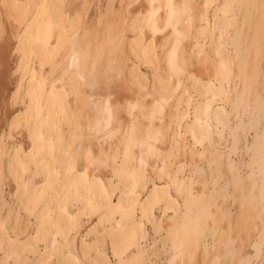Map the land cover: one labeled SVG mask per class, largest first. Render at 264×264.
I'll use <instances>...</instances> for the list:
<instances>
[{
  "label": "bare ground",
  "instance_id": "bare-ground-1",
  "mask_svg": "<svg viewBox=\"0 0 264 264\" xmlns=\"http://www.w3.org/2000/svg\"><path fill=\"white\" fill-rule=\"evenodd\" d=\"M76 1H80L79 3H81L83 0H67V2H66V0H24L21 3L20 2L15 3V1H13V0H5V2H7V4H6L7 5L6 8L8 9L7 11L11 16H13L15 18V22H17V24H18L17 28L23 29V32L20 36V40H18L19 43L17 45V49L21 52L20 55H21L22 61H21V64L20 63L19 64H20V68L23 69V74H22V79L20 81L21 82L20 86L24 87L25 96H27V98H28V104H27V109H26L27 111H25V113H23L21 115L18 114V116L15 117V118H17V119H15V121L17 123L18 122L20 123L21 121H23L22 122V123H24L23 125L27 124L30 126V129H28L29 135L27 133V135L29 136L28 138L30 140V143H29L30 145L28 146V147H30V150L29 151L25 150V151H23V154H22V153H20V150H22V148L18 147L19 149L16 150L14 152V154L11 155L12 156L11 158L14 161H16V163L13 161L12 163H14V164L11 163V166L14 165L15 171L17 172V173L13 172V173H16V175H15L16 176V178H15L16 185L15 186L16 187H15V193L12 192L13 201H11V203H14L15 205H12L10 203L13 206V209H11L12 206L10 205L9 207H11L10 208L11 210L9 211V215L7 217V220H5L2 224H0L1 225L0 226V245H2L5 248L6 254H15L16 255L19 253H23L21 251H23V250L25 251V249L32 250L33 252L34 251H36V252L40 251V250H38L39 247L37 244H38V241L40 242V240H42V241L46 242L45 243L46 248H45V251L43 252L42 257H40V260H38V261H40L41 264H46L47 258L51 257L54 254H58V253H59V255L63 254L59 260L60 264H80V261H78V259H79L78 256L73 253V251H76V250L72 249L74 247H72L73 243L70 240L71 238L69 239L70 232L74 228L73 226L77 220V215H73V212H72V204L74 201L75 202L79 201V202L83 203L84 209H88L90 211H92V210L97 211V210L104 209L105 214L104 215L102 214L103 215L102 219L105 222L107 221V222L111 223V226L110 227L108 226L106 230L108 231L109 241L111 243L110 245L112 247L111 249H112L113 255L119 261L118 264H125V263L127 264V262H129V261H130V263H128V264H147L146 260H145L144 252H143V245H141V239L144 238V235L141 234V229H142V225L143 226L145 225L142 223H144L145 218H146V220H153V208H154L153 203H154V201L158 200V198L162 197V194L164 195L165 192H168L169 187L167 184L166 185H164V184L158 185V184L154 183L153 187L150 189V191H148V193L146 194V197L143 199L141 196L146 191V186L148 184V183H146V180L144 179L145 177H140V176H138L140 178L137 177V174H139V170H140L139 167H138V171H137V169H135L138 172L137 173L136 171H133L134 169H132L130 171L128 168V170H127L125 165H126L127 161H129L133 158L135 159V157L137 155H138L137 158H139L141 155H142L141 157L143 158V155H144L141 152H139V153H141L140 156L138 154V151L140 148L139 147L140 141L137 138H139V136H138L139 132H140L139 128H141V127H140V125H139V127L136 125L139 129V130H137L138 135H136V133L134 134L135 124L140 123V122H138V120H141V119L146 118L145 121H147V119L152 117V115L154 114V112L156 110H158V112L160 113V111L162 110V106L165 105V99L164 98H166L165 96H167V95L163 96V91L157 90L156 93L154 92V96H156V97H154V99L156 98L155 100H157V102H158V99H160L159 101H161V105L155 106L157 102L155 103L152 100L154 102V105L152 104V106L157 108L154 112H153L154 109H150L152 107L151 106L149 108V110L151 112L148 113L149 112L147 110L148 107L142 102L143 100L140 101L138 99L139 100L138 101L137 98H135L137 100L136 102H133V100H132V103H130L131 102V100H130V102H129L130 104L127 105L128 113H129V115H131L133 117V119H129V118L128 119L130 121L131 120H133V121H131V123H128L127 127H125V129L123 130L121 138L118 140L119 141L118 148L115 146L117 148V150L114 151L115 152L114 155H115V157L120 158V162H118L116 160L114 155H113V157H111V158H114L112 170L115 172V174L117 176H119V178L121 179V183L123 184L121 187V194L118 197V202L115 203L111 199V197H112V194L115 192V190L118 189V187L116 185H112L110 188H107L105 186V184L103 183L104 181H102L100 179L101 177L99 178V174H98V173L102 172V168H104V167H102L103 162L106 164L105 160L103 159V157L106 154L103 155V157H101L102 156L101 153H98V155L100 154V157L99 156L95 157V148L99 143L101 145H103L102 143H104V142L106 143L109 140L111 141V139L112 140L115 139V136L120 135V134H118V131L114 126V123L116 125L115 121L117 120V115H116L117 113H115L116 110L114 109L115 107L113 105L114 104V102H113L114 101V95L111 93L110 94L107 93V95L103 94L104 98L101 99V98H96V96H98V93H97V95L93 96L94 98L89 97L90 101L86 104H82L81 102H79V99L77 97H75L76 101H77L76 104L74 103L75 105L71 101L72 98H70L72 91L77 92L80 89L79 88V86H80L79 82L83 83V84H88V86L92 90V93L94 94V91L96 90V88L99 85V82H101V80H102V82L104 81L105 83L108 82V79H107L108 75L103 74L104 76L103 77L100 76V77H102V79L100 80V78L98 76L99 72H97V75L95 73H94L95 75L93 74V72H95L94 70H96L94 68V66L90 69L91 70L90 72L88 69H87L88 71L86 72V68H89L88 67L89 65L87 64L88 66H86L85 65L86 63L84 64V60H81V62H78V61H80L78 59H81L85 53L84 54L82 53L83 54L82 56L79 55L78 54L79 52L75 51L77 49V47L73 53L69 54V61H67L68 63L66 65H64L66 67L59 68L57 71H55L53 76L50 75V78L48 80H47L48 77L47 78L45 77L46 78V80H45L44 78L42 79L41 77L37 76L36 75L38 73L37 71H36V74L32 73L30 76L28 75V70L34 69V67L31 68L34 65L32 64V66H31V64H30V62H32L33 59H35V58L38 59L36 61H39L41 64L50 63L53 65L56 63L57 58H59V60L61 59V57H58L59 55L62 54V56H63L64 51H62V50L70 49L71 39L69 37V34H70V27L72 26V21H74V19H72V17H71L72 15L70 16L69 14L66 13V10L67 9L70 10L69 6L72 7V3L73 2L75 3ZM163 1H165V0H148L147 2L142 0L141 2L146 9L145 14H143V16H141V17H143V19L142 20L139 18L135 19L133 21V22H137V24L136 23L134 24V25H136L135 27H133V25L131 24L132 25L131 29L132 28L138 29L136 32H138V34H139V36H138L139 38L137 37L138 38L137 43L132 42V45L134 44V46L132 47L133 50H134V48L137 49V48L141 47V45L143 44L142 41L144 39L143 38L144 35L149 34V36L152 37V39H150L151 42L148 43L149 49L147 46L144 47L142 50L140 48V50L142 51L141 54L143 55L142 58L144 57V60L148 54L152 55V57L149 56V58H152L151 60H153V61L156 60L157 53H159V52H156L158 50H156L154 47V41L155 40L153 38H155V36L159 32H161V33L165 32L167 29V27H166L167 22H165V18L162 16L164 18L163 19V18H160V16H158L159 15L158 11H160V10H157V9L158 8L160 9L161 7H158L156 9L153 6L154 3H157V2L162 3ZM231 2H232V0H223L221 6H219L217 8L216 13H217V11H220L222 9H224L223 12L226 10L229 11ZM90 4H91V1H90ZM183 4H184V2H183ZM239 4H240V12L238 15L230 16L229 14H227V15L223 14L225 16L222 17L223 18V24H222L223 29L222 30H225L224 32H226L225 35H226L227 42L229 43V45L230 44H231V46L234 45V49H235V50H233L234 51V57L229 58L230 55L228 54V57H226V62H224L225 64L222 62L221 63L222 66L220 68V69H222L223 67H225V70L223 68L222 69L223 71L218 72L220 74V77H218L219 79L218 80L216 79L218 82V85L209 81V83L206 85V88H207L206 90L211 92L213 100L215 98L217 99L218 98L217 96H220L219 97V98H221L220 100H223L222 105L219 107L217 106L213 111V114L215 117L214 119L219 123V125H222L224 127L225 126L229 127L230 112H228L227 106L230 105L233 107L232 110H233V113L235 115V118H237L240 121L238 123L237 127L241 128L243 130L244 135H247L246 137L244 136L245 137V142H244L245 143L244 144L245 150L244 151L246 153L245 156L247 155L248 159L246 156V160H244L245 157L243 155V157H241L243 159L239 163L237 161H236L237 163L232 162V161L228 162L229 169L232 173L230 174L229 178H227V176H226L227 179L225 181V185L223 188V189H225V191L215 189L214 191L211 192L212 194L210 195V199H212V200L214 199V202L218 201L216 199H219L218 197L221 198V196L223 197V195H224V198H226L225 197V195H226L227 197L231 198L239 206V207L237 206L238 207L237 209L240 208L239 209L240 212L238 213L237 209L235 211H234V209H229L227 212L226 211L222 212L219 209V207L216 206V208H218L221 212L218 211V213L215 214L213 212L212 208L215 207L217 202L215 203V205H213V204H210V203H212V201L208 200V202L209 201H211V202H209V204H207L208 203L207 201L203 202L201 199L200 203H198V202H195V200L197 201L198 197H195L197 199H195L194 203L191 204L192 201H190L189 199H186L185 203L187 205V210L183 213V215L181 216V220H180V231L184 230V234L182 233L183 235L180 234V236H179L175 233V236L176 237L179 236V238H180V240L178 238V241H180V244H177V248H180L179 249L180 252L178 250V252H176L171 257V259H169V261L167 262L168 264H184L181 259H180V262H179V260H177V259H179V257L181 258V256H179V255H180V253L183 252V249H185V251H186V249L188 250L189 256L187 255L188 256L187 259H189V260L187 261V263L190 264L189 261L191 262V260L193 259L194 253L197 252V250L199 249L200 246H203L206 252H208L209 250H211L214 247V245L213 246H212V244L210 245L209 239H208L209 237H210V239L212 238L213 243H216L217 241H219L222 244V242H224L225 239L227 240L228 236H229L228 235L229 233H228L227 229H225L226 227H224V225L226 223L230 224V226H229L230 232H232L234 229V227L232 225V223L234 224V222H231V223L226 222L228 219L226 218L227 220H225V217H226V216L224 217L225 213H227L229 215V217L234 216L236 218V216H237V218H238L241 216L242 219L240 217L239 218V219H241L240 221L243 220L244 222L249 223V222H252V221H249L251 217H253V219H254L255 212L253 211V208H254L253 206L259 205L260 201L264 200V91L263 90L260 91L261 90L260 88H259V91L257 90L256 85H258V86H260V85L258 83L256 84L255 80H254L256 78V81H257L258 77H256V75L259 76V78L260 77L262 78V76L264 75V74L263 75L261 74L262 76L259 75L261 72L264 73V70L262 68L258 69L257 66L255 65V63H257V61L258 62L260 61V59H261V62L258 64L260 65L261 63H264V62H262V61H264V0H241L239 2ZM77 5H78V3H77ZM158 5H161V4H158ZM178 5H180V4H178ZM89 6H87V10H88ZM173 6H174V4H173ZM1 8H0V17L2 15L1 14ZM112 9L114 10V8H112ZM87 10H86V12H87ZM77 11H79V10H77ZM187 11H188V8H187ZM79 12H81V11H79ZM112 13H114V12H112ZM163 13H165V12L163 11ZM70 14H74V13L70 12ZM99 14H101V13L99 12ZM179 14H181V13H179ZM121 15H123V14H121ZM140 15H141V13H140ZM77 16H78V14H77ZM82 16L84 17V15H82ZM103 16H104V14H103ZM83 17H82V19H83ZM75 19H76V17H75ZM174 19H176V15L174 16ZM214 19H216V18H214ZM78 20H79V16H78ZM78 20H77V23H78ZM100 20H101V16H100ZM103 20H102V22H103ZM168 21H169V19H168ZM81 22H82V20H81ZM95 23H97V22H95ZM6 24H7V21H6ZM80 24H82V23H80ZM172 24L174 25V23H172ZM3 25H4V22H3ZM82 25H84V24H82ZM170 25L171 24H169L167 26H170ZM10 26H12V25H10ZM98 26L100 27V25H98ZM208 26L209 25L207 23V25L204 26L202 29L200 28L201 29L200 36H203L204 33L205 34L209 33ZM14 28H12V29L14 30ZM74 28H76L75 25H74ZM230 28L234 29L233 35L229 34ZM172 29H174L173 26H172ZM175 29L170 31L171 39L164 42L165 44H163V46H162L164 48L163 49L164 56H162V54H163V53H161L162 50L159 54V55H161V58L164 57V62L166 64V68H167L166 69L167 70L166 71V78H165L166 81H164V82L162 80H160V81L163 85L169 84V86H171L170 84L172 82H174L175 80L177 81V78L180 79L182 77V74L185 71L187 72V70H186V66H187L186 62L187 61H186V56H185V46L187 43L185 38H187V37H185L184 34L180 30H175ZM245 29H247V31L249 30V34L248 35L246 34L247 35L246 37L244 36V38H246V40H247L246 41L247 43L244 42V43H246L247 47L243 48L242 44L240 42V37H241V35H243V32L245 31ZM4 30L5 29L2 27L0 29V32H1L0 34H2L4 32ZM184 31H185V29H184ZM7 32H8V30H7ZM75 32H77V31H75ZM75 32H73V33H75ZM133 32H134V30H133ZM110 33L112 35V31H109V34ZM9 34H11V33H9ZM166 36H167V34H166ZM78 37H80V36H78ZM89 42H92V41H89ZM75 43H76V41H75ZM158 45L161 46L162 44H158ZM229 45H227V46H229ZM222 46H224V45L220 41L216 46V48H217L216 50H218L217 51L218 53H216V54H218V56H220V59H221V57H223ZM112 47H114V46H112ZM196 47H197V55L199 56L200 54H202V52H204L205 44H202L199 41L196 43ZM108 48H110V47L108 46ZM108 48H106V49H108ZM104 49H105V47H104ZM158 49H160V48H158ZM121 50H122V48H121ZM61 51L63 53H61ZM101 51H100V53H101ZM88 52H90V50ZM114 53H116V52L114 51L112 54H114ZM133 53H134V51H133ZM135 53H138V52H135ZM66 54L67 53H65L64 55H66ZM141 54H140V59H141ZM135 55L136 54H134V56ZM101 56H103V55L101 54L99 57H101ZM138 57H139V55H138ZM85 59H88V58H85ZM15 60H17V58ZM159 60H160V58H159ZM18 61H20V60H18ZM62 61H64V60H62ZM62 61H61V63H62ZM236 61L238 62V73L235 76L230 75L231 74V65L234 62L236 63ZM88 62L89 61H87V63ZM57 63H58V61H57ZM107 63H109V61ZM34 64H36V63H34ZM118 64H116V62H115V65H118ZM134 64H136V63H134ZM111 65L113 66V63H111ZM139 65H140V63H139ZM158 65H159V63H158ZM38 66H39V64H38ZM121 66H118V67L121 68ZM135 66H137V65H135ZM42 67H44V66H42ZM53 67H54V65H53ZM57 67H58V65H57ZM105 67L107 70L108 66L106 65ZM115 67H117V66H115ZM123 67H125V66H123ZM39 68H41V67H39ZM39 68H38V70H39ZM110 68H112V67H110ZM130 68L132 69V67H130ZM248 68H250V74H249ZM51 69H52V67L49 70H51ZM115 69H118V68H115ZM70 70H73L74 74L72 76H69V78L67 77L68 79H66L65 74H66V72L68 73ZM126 70H128V69H126ZM34 71H35V69H34ZM41 71H42V69H41ZM53 71H54V68H53ZM53 71H52V73H53ZM134 71H135V69H134ZM19 72H21V71H19ZM45 72H47V71H45ZM127 72L129 73V71H127ZM257 72L259 74H257ZM216 73H217V71H216ZM132 74L129 73L128 75L130 76ZM136 74L138 75V76H136L137 78L142 79V76L139 75L140 72H139V74L138 73H136ZM86 75H87V77H86ZM117 75H118V73H117ZM133 75H135V73ZM136 77H133V78H136ZM231 77H234V80L235 79L239 80L236 84L234 83L235 85L231 89L232 93L229 92V89H228V85L230 86V83H231L230 81L233 80ZM116 79H117V81L120 80L119 76L118 77L116 76ZM260 82H261V80H260ZM262 83H264V79H263ZM145 84H147V83H145ZM82 86L84 87V85H82ZM165 86L167 87V85H165ZM263 86H264V84H263ZM263 86H262V88H263ZM145 87L147 88V86H145ZM178 87H179V85H177V88ZM160 89H161V86H160ZM203 89H204L203 91H206L205 88H203ZM20 91L18 90V92H20ZM84 92H83V94H84ZM86 92H88V91H86ZM144 92L142 95H144L146 93V92L145 93ZM147 94H148V92H147ZM207 94H209V93H207ZM252 94L254 96H256L255 104H254L255 106H252L253 104L250 101ZM139 96H140V94H139ZM85 98L88 99L87 96H85ZM166 99H168V98H166ZM83 100L86 102V99H83ZM121 100H124V99L121 98ZM169 102H170V100H169ZM117 103H119V102H116V104ZM122 103L124 104L125 102L123 101ZM118 110H119V108H118ZM146 111H148L147 114H145ZM250 111H251V121L245 122L244 117ZM162 112H163V110H162ZM119 113H120V110H119ZM156 113H157V111H156ZM121 115H120V117H121ZM157 117H159V116H156L155 119H157ZM118 118H119V116H118ZM197 120H199V119L197 118ZM197 120H195V121H197ZM119 121H120V118H119ZM155 121H157V120H155ZM127 122H129V121H127ZM196 123H195L194 127L191 126V128L193 127L192 128L193 138H194V140H196V143L202 144L205 141H208V140L211 141V136H212L211 134L213 133L211 130L212 129L211 125L210 124L205 125L204 123H203L204 124L203 125V124H200L199 121ZM125 124H126V122H125ZM19 127H21V126L19 125ZM118 127H120V126L118 125ZM229 129H231V128H229ZM64 131H67L66 134ZM137 131L135 130V132H137ZM251 131H254V135H253L254 141L251 145H249L250 143H249L248 134ZM220 133H223V132H220ZM141 135H142V133H141ZM149 136L152 137L151 133L149 134ZM220 136H222V135H220ZM0 143L3 144V141ZM106 144H104V145H106ZM107 145H109V142ZM111 145L109 146V149H110V147L112 148L113 145L112 146ZM5 149L0 144V177L4 176V170H5V168H4L5 165L3 164L4 154L7 153V151H5ZM99 149H100V152L102 150H103V152L105 151L104 149L101 150L100 146H99ZM143 149H145V147ZM119 150H120V152H119ZM106 151H109V150H106ZM97 152H99V151H97ZM119 153H121L122 155H120ZM108 155L110 156V154H108ZM158 157H159V155H158ZM219 157H220V154H219ZM107 158H109V157H107ZM111 158H109V159H111ZM142 158H140V159H142ZM109 163H110V160H109ZM109 163H108V165L110 166ZM142 163H143V161L139 160L138 166L141 167ZM30 165L31 166L33 165L34 168L32 169ZM106 166H107V164H106ZM218 166L220 167V163H218ZM29 167L32 169V172H33L32 176L30 178L31 179L30 183L25 182L23 179H21V178H23V172L27 171L29 169ZM136 167H137V165H136ZM219 167H217V168H219ZM108 168L106 167V169H108ZM18 169H23V170H18ZM94 171L98 172L97 173L98 175L96 173H93ZM113 171H112V173H114ZM217 172H219V170ZM140 173H141V171H140ZM39 174H41L43 179H44V182L42 181L43 182L42 184L39 182H36V180H37L36 176ZM34 178H36L35 181H34ZM168 184H170V183H168ZM62 193L65 195L64 197H66L68 199L67 203L65 202V200H66L65 198H64V202H62L65 206L64 208L59 205V200L61 197L60 195ZM222 193H223V195H222ZM204 194H206V193H204ZM203 198H204V196H203ZM226 199L224 200L226 203L225 202L224 203L227 205L228 202ZM42 200L45 201V202H43L44 204L42 206L38 207L40 201L42 202ZM61 200L63 201V199H61ZM172 202H173V200H171V202L169 200V203H168V205H166V207L170 208L173 205ZM65 203H66V205H65ZM197 203H198V205H197ZM17 206L22 207L23 209L27 210L29 214L31 213L36 217V218L34 217L36 219V222H34V226H33L34 234L31 233L24 241L19 239V238L14 239L10 236V232H11V234H13L12 232H15V230L17 229L15 227H12V224L10 225V223L13 220V215L15 213H16L15 214L16 216H14V218H18L17 213L19 212V210H17ZM173 206H175V205H173ZM137 207L140 209V212H141V217H140L141 222L139 224H137L138 226L136 225V227H134L136 229L131 230L129 232H124V230L118 229L117 227H118L120 222L117 219H115V216L117 215V213H119L123 210L124 212H126L128 214L126 217H128V219L130 220L131 218L133 219V217L131 215L132 214L135 215L134 210ZM18 209H20V208H18ZM256 209L257 208H255V211L258 210V209L257 210ZM252 211L254 212V214ZM215 212H217V211H215ZM257 213L259 215V214H261V211L257 212ZM20 216H21V214L19 213V217ZM235 218H234V221H235ZM256 218L259 219L260 217H256ZM239 219H238V221H239ZM19 220H21V219H19ZM15 222H16V219H15ZM113 222H115V223H113ZM253 223H255V222H253ZM236 224L237 223L235 222V225ZM256 225H257V227H254V229L258 228L259 224H255V226ZM244 226H245V224L242 226V229H240V227H239V229L241 231H244ZM235 227L238 228L237 226H235ZM260 228L264 229V227H260ZM10 229H11V231H10ZM246 229H247V226H246ZM235 231H237V229L234 230V232ZM16 232H18V230ZM20 232L18 233V235L20 234ZM238 232L240 235V236H238L239 239L241 238V240H244L242 237L243 234L242 233L240 234V231H238ZM238 232L236 234H238ZM263 232H264V230H263ZM260 233L261 234L258 233L259 236L263 235V238H264V234L262 232H260ZM197 234L201 235L203 240L199 239ZM58 236H59V238L61 237L60 241H59V239H57ZM173 236H174V234H173ZM175 236L173 239L176 238ZM232 239H233V242L235 243V241H234L235 238H232ZM260 239H261V237L258 238V240H256V242L254 241L255 243H253L254 245H252L253 248H255V250H256L255 255H242V256H240L239 259H237V257H239V255H240L239 246L235 245L232 249L229 248L230 251L227 249L229 251L228 257L230 258L231 264H247L252 258L257 260V264H264V255L262 254V249H260L261 248L260 245H262L260 242ZM169 240H171V239H169ZM169 240H167V241H169ZM227 242L228 241H226V243ZM233 242H232V244H233ZM132 245L136 246V250L133 251L131 254L129 253L126 255L125 254L127 252L126 249ZM228 245H229V243H228ZM229 246H231V244ZM188 247H189V249H188ZM90 248H92V247H90ZM90 248H89L87 243L82 242L81 249L84 253H86L83 255V257L86 256L90 252ZM225 249H226V244H225ZM40 253H42V252H40ZM125 255H126V257H125ZM38 256H39V254H38ZM92 256H90V257H92ZM225 256H226V254H225ZM90 257L88 258V260H92V258H90ZM93 259H94L93 260L94 264H111L110 261L108 260L109 259L108 256H106V254H104L103 252H100V251H97V253ZM126 260H128V261H126ZM183 260H185V259H183ZM38 261H37V263H38Z\"/></svg>",
  "mask_w": 264,
  "mask_h": 264
},
{
  "label": "rangeland",
  "instance_id": "rangeland-1",
  "mask_svg": "<svg viewBox=\"0 0 264 264\" xmlns=\"http://www.w3.org/2000/svg\"><path fill=\"white\" fill-rule=\"evenodd\" d=\"M13 1H15V3L16 2L21 3L24 0H13ZM90 1H91V4H90ZM141 1L142 0H86V1L83 0L81 3H79L80 1H76L78 3V5L76 2L75 3L73 2L72 7L69 6L70 10H68V9L66 10V13L69 14L70 16L72 15L71 17H72V19H74V21H72V26L70 27V34H69V37L71 39L70 49H68V50L66 49L67 51L62 50V51H64V54L67 53L68 55L63 54V56H62L61 53H63V52L62 51H61V53L59 52L61 55H59L58 57H61V59L63 58L62 60H64V61H62L61 59L59 60V58H57L56 63L53 64L54 67L50 63L41 64L39 61H36L38 59L35 58V59H33L34 61L32 60V62H30L31 66H32V64L34 65V66H32V67L30 66V67L31 68L34 67L35 71H34V69L33 70L29 69L28 75L30 76L32 73L36 74V71H37L38 72L36 74L37 76L41 77L42 79L44 78L45 80L48 77L47 78V80H48L50 78V75L53 76L55 71H57L59 68L66 67L64 65H66L68 63L67 61H69V54L73 53L74 50L76 49V47L78 50L76 49L75 51L79 52L78 53L79 55L82 56L85 53L82 56V58L83 57L84 58L78 59L80 61H78V60L77 61L81 62V60H84V64L86 63L85 64L86 66L89 65L88 66L89 68H86V72L88 70L90 72L91 71L90 69L94 66V68L96 70H94L95 72H93V74L95 73L97 75V72H99L98 76H99L100 80L104 76L103 74L108 75L107 76V79H108L107 83H105L104 81L102 82V80H101V82H99V85L101 84L104 88L101 85L100 86L98 85L96 90L94 91V94H93L92 90L88 86V84H83V83L79 82V85H80L79 88L81 90L79 89L80 91L78 90L77 92L72 91L70 98H72L71 101L73 104L77 103L75 97H77L79 99V102H81L82 104H86L90 101L89 97L94 98L93 96L97 95V93H98V96H96V98H101V99L104 98V95H107V93H109V94L111 93L114 95V101H113L114 104L113 105L115 107L114 109L117 111V112L115 111V113H117L116 115H117V120H118V121L117 120L115 121L116 125L114 123V126L117 129L118 134H120V135H117L118 137L115 136V139H113V140L111 139V141L110 140L107 141L106 143L108 144V142H109V145H107L104 142V143H102L103 145H101L99 143L96 146L95 157H98V156L100 157V154L98 155V153H101V155H102L101 157H103V155L106 154L104 156L105 158L103 157V159L105 160L107 166L103 162L102 167H104V168H102V172L98 173V172L94 171L93 173L99 174V178L101 177L100 179L102 181H104L103 183L105 184V186L107 188H110L112 185H116L118 187V189L115 190V192L112 194V197H111V199L115 203L118 202V197L121 194V187L123 184L121 183V179L119 178V176H117L115 174V172L112 170L114 158H111V157H113V155L115 153L114 151H116L118 148V143H119L118 140L121 138L123 130L125 129V127H127L128 123H131V121H133V120H131V121L129 120V119H133V117L131 115H129L127 105L132 103V100H133V102H136L138 99L140 101L143 100L142 102L148 107L147 110L149 112L146 111V113H145V114H147V112L148 113L151 112L149 110V108L152 106V104L154 105V102L155 103L157 102V100H155L156 98L154 99V97H156V96H154V92L156 93L157 90L163 91V96L167 95L165 97L168 99L164 98L165 99V105L162 106L163 112L161 110L159 113L158 110H156L157 108L152 106L153 108L151 107L150 109H154L153 112L155 110L157 111V113L155 111L154 114L152 115V117L153 116L154 117L147 119V121H145L146 118L141 119L142 118L141 117L140 118L141 120H138V122H140V123L135 124V126H134L135 130L137 131L140 129L139 135H138V131L135 132V130H134V134L136 133V135L139 136V138H137V139H139V141H140V146H139L140 148H139L138 154H139V156L141 153L144 155H143V158L141 157L142 155L139 158H137V156H138L137 155L135 157V159L133 158V159L127 161L125 166H126L127 170L129 168L130 171L132 169H134L133 171H136L135 169H137V171H138V167H139V169H140L139 174H137L138 172L136 171L137 177L138 176L145 177L144 179L146 180V183H148V184L146 186V191L141 196L143 199L146 197V194L148 193V191H150V189L153 187L154 183H156L158 185H163V184L166 185L167 184L169 187L168 192H165L164 195L162 194V197L158 198V200L154 201V203H153L154 204L153 220H146V218H145L144 223H142L145 225L144 226L142 225V229H141V234L144 235V238L141 239V245H143V252H144L146 263L147 264H168L167 262L169 261V259H171V257L176 252H178V250L180 249V248H177V244H180V241H178L180 234H182V233L184 234V230L180 231V220H181V216L183 215V213L187 210V205L185 203L186 199H189L190 201H192L191 204L194 203L195 199H197L195 197H198L199 200L198 199H197V201L195 200V202H198V203H200L201 199L203 202H206V201L208 202V200H211L212 203H210V204H213V205H215V203L217 202L215 207L212 208L213 212L215 214L218 213V211H220V210L222 212H224V211L227 212L229 209H234V211H235L239 207L231 198L227 197L226 195H225V197L227 199L224 198V195H223L224 192L222 193L223 197L221 196L222 199L220 197H218L219 199H216L218 201H215V202H214V199L213 200L210 199V195L212 194L211 192L214 191L215 189L225 191V189H223L224 185H225V181L227 178L230 177V174L232 173L229 169L228 162H230V161L236 162L237 161L239 163L243 159V158H241V157H243V155L245 157L244 160H246L247 155L245 156L246 153L244 151L245 150V148H244L245 143L244 142H245V137L247 135H244L243 130L241 128L237 127V125L240 121L237 118H235V115H234L233 110H232L233 107L230 105L227 106L228 107L227 110H228V112H230L229 127L228 126L224 127L222 125H219V123L214 119L215 117H214L213 111L217 106L219 107L222 105L223 100H220L221 99V98H219L220 96H217L218 98L217 99L215 98L216 100L215 99L213 100L211 92L206 90L207 89L206 85L209 83V81L218 85L217 80L219 79L218 77H220V74L218 72L223 71L222 70L223 68L225 70V67L220 69L222 66L221 63L226 62V57H228V54L230 55L229 58L234 57V51H233V50H235L234 45H232V46H231V44L229 45V43L227 42L226 35H225L226 32H224L225 30H222L223 29L222 28L223 27L222 26V24H223V18L222 17H224L227 14H229L230 16L238 15L240 12L239 2L241 0L240 1L239 0H237V1L232 0L233 3L231 2V5H230L231 9L229 8V11L226 10L223 12L224 9H222L220 11H217V13H216V10L219 6H221L223 0H165L162 3H160V2L154 3L153 6L156 9L158 7H161L160 9L159 8L157 9V10L161 11V12L158 11L159 12L158 16H160V18L164 17L165 22H167L166 23V27H167L166 31L162 32V33L159 32L155 36V38H153L155 40L154 41V47L156 50H158L156 52H159V53H157V57L155 60L156 62L151 60L152 58H149V56L152 57V55H150V54L147 55L148 57L146 56L145 60H144V57L142 58L143 55L141 54L142 53L141 50L146 46L149 49L148 43H150L151 42L150 39H152V37L149 36V34L144 35V37H143L144 39L142 41L143 44L140 47L141 50H140V48H137V49L134 48V50L132 48L134 46V44L132 45V42L137 43V40L139 38L138 37L139 34H138V32H136L138 29H134V28L131 29V26L133 25V27H135L136 25H134V24L135 23L137 24V22H133V21L137 18L142 20L143 17H141V16H143V14H145V11H146V9L143 6ZM144 1L147 2L148 0H144ZM66 2H67V0H66ZM183 2H184V4H183ZM6 4H7V2H5V0H0V5H1L0 8L2 7L1 8V14L2 15L0 17V29L2 27L5 29L4 32L2 34H0V36H1L0 37V142L3 141V144L2 143H0V144H1V146H3L4 149L7 147L5 149V151H7V153L4 154V162H3V164L5 165L4 166V168H5L4 176L0 177V224H2L5 220H7V217L9 215V211L11 209H13L12 205H15L14 203H11V201H13L12 192L15 193V187H16L15 186L16 185V182H15L16 176L15 175L17 172L15 171L14 165L11 166V163L14 161L11 158L12 157L11 155L14 154V152L16 150H18L19 148H22V150H20V153H22V154H23V151H25V150L29 151L30 150V147H28L30 145L29 144L30 140L28 138L29 137L28 136L29 135L28 129H30V126L27 124L23 125L24 124V123H22L23 121H21L20 123L19 122L17 123L15 121V119H17L15 117H17L18 114L21 115V114L25 113V111H27L26 109H27V104H28V98H27V96H25L24 87L20 86L21 85L20 81L22 79L23 69L20 68V64L22 61L21 55H20L21 52L17 49V45L19 43L18 40H20V36L23 32V29L17 28L18 24H17V22H15V18L8 13V11H7L8 9L6 8L7 7ZM158 4H161V5H158ZM173 4H174V6H173ZM178 4H180V5H178ZM87 6H89L88 10H87ZM111 7L114 8V10L116 12ZM187 8H188V11H187ZM77 10H79L81 12H79ZM86 10H87V12H86ZM69 11L71 13H74V14H70ZM163 11L165 13H163ZM99 12L101 14H99ZM112 12H114V13H112ZM120 13L123 15H121ZM140 13H141V15H140ZM179 13H181V14H179ZM77 14L79 16V20H78ZM103 14H104V16H103ZM223 14H225V15H223ZM82 15H84L85 18ZM175 15H176V19H174ZM81 16L83 17V19ZM100 16H101V20H100ZM75 17H76V19H75ZM214 18H216V19H214ZM168 19H169V21H168ZM77 20H78V23H77ZM81 20H82V22H81ZM102 20H103V22H102ZM6 21H7V24H6ZM3 22H4V25H3ZM95 22H97V23H95ZM80 23H82L84 25H82ZM172 23H174V25ZM207 23L209 25L208 26L209 33H206V34L204 33L203 36H200L201 29L204 26H206ZM169 24H171V25L167 26ZM10 25H12V26H10ZM74 25L76 26V28H74ZM98 25H100V27ZM172 26L174 27V29L176 28L175 30H180L184 34V36L187 37V38H185L187 41L186 46H185V56H186V61H187L186 62L187 72L185 71L186 73L184 72L182 74V77L180 78L181 80L179 78H177V81L175 80L174 82H172L170 84L171 86H169V84H165V85H167V87H166L165 85H163L161 83L160 80H162L163 82L166 81L165 78H166V71H167L166 69L167 68H166V64L164 62V57L161 58V55H159V54L162 50L161 53H163L162 56H164V52H163L164 48L162 46H163V44H165L164 42L171 39L170 31L174 30V29H172ZM12 28H14V30ZM184 29H185V31H184ZM7 30H8V32H7ZM133 30H134V32H133ZM75 31H77V32H75ZM109 31H112V35H111V33L109 34ZM233 31H234V29L230 28L229 34L233 35L234 34ZM73 32H75V33H73ZM9 33H11V34H9ZM166 34H167V36H166ZM246 34L247 35L249 34V30L247 31V29H245V31L243 32V35H241V37H240V42H241L243 48L247 47L246 46L247 40H246V38H244V36L245 37L247 36ZM78 36H80V37H78ZM75 41H76V43H75ZM89 41H92V42H89ZM199 41L202 44H205V49H204V52H202V54H200L198 56L196 43ZM219 41L224 45V46H222L223 57H221V59H220V56H218V54H216V53H218L217 52L218 50H216L217 49L216 46L219 43ZM244 42H246V43H244ZM158 44H162V45L160 46ZM111 45L114 46L115 48L112 47ZM227 45H229L230 47ZM108 46L110 48H108ZM104 47H105V49H104ZM106 48H108V49H106ZM121 48H122V50H121ZM158 48H160V49H158ZM89 50H90V52H88ZM100 51H101V53H100ZM114 51L116 53L112 54ZM133 51H134V53H133ZM135 52H138V53H135ZM101 54L103 56L99 57ZM134 54H136V55L134 56ZM140 54H141L142 60L140 59ZM138 55H139V57H138ZM158 57L160 58V60ZM16 58H17V60H15ZM85 58H88V59H85ZM18 60H20V61H18ZM57 61H58V63H57ZM61 61H62V63H61ZM87 61H89V62L87 63ZM108 61H109V63H107ZM115 62H116V64H118V63L119 64L115 65ZM260 62H261V59L259 62L257 61V63H255V65L257 66L258 69L262 68L264 70V63H261L259 65L258 63H260ZM262 62H264V61H262ZM34 63H36V64H34ZM111 63H113V66L111 65ZM134 63H136V64H134ZM139 63H140V65H139ZM158 63H159V65H158ZM38 64H39V66H38ZM56 64L58 65V67ZM106 65L108 66L107 70L105 67ZM135 65H137V66H135ZM42 66H44V67H42ZM115 66H117V67H115ZM118 66H121V68ZM123 66H125V67H123ZM39 67H41V68H39ZM51 67H52V69L49 70ZM110 67H112V68H110ZM114 67L118 68V69H115ZM130 67H132V69ZM38 68H39V70H38ZM53 68H54V71H53ZM41 69H42V71H41ZM126 69H128V70H126ZM134 69H135V71H134ZM248 70H249V74H250V68H248ZM19 71H21V72H19ZM45 71H47V72H45ZM52 71H53V73H52ZM127 71H129V73H131V74L135 73V75L132 74L129 76L128 75L129 73ZM216 71H217V73H216ZM139 72H140V74H139ZM258 72H257V74L260 73V72L259 73ZM117 73H118V75H117ZM136 73L141 75L142 79L137 78L136 76H138V75ZM237 73H238V62L236 61V63L234 62L231 65V74L230 75L235 76ZM73 74H74L73 70H70L68 73L66 72V74H65L66 79H68L69 76H72ZM261 74L263 75L264 73L261 72L259 75L262 76ZM100 76H102V77H100ZM116 76L117 77L119 76L120 80L117 81ZM86 77H87V75H86ZM133 77H136V78H133ZM256 77H258V78H257V81H256V78L254 79L255 83L256 84L258 83L260 85V86L256 85L257 90L259 91V88H260L261 89L260 91H262V90L264 91V89H263L264 83H262L263 79H264V75L262 76L263 79L261 77L259 78V76H257V75H256ZM231 78L233 80L230 81L231 83H230V86L228 85V89H229V92L232 93L231 89L239 80H236V79L234 80V77H231ZM260 80H261V82H260ZM145 83H147V84H145ZM82 85H84V87ZM177 85H179L178 88H177ZM145 86H147V88ZM160 86H161V89H160ZM262 86H263V88H262ZM203 88H205L206 91H203L204 90ZM18 90L19 91L21 90V91L18 92ZM86 91H88V92H86ZM83 92H84V94H83ZM143 92L146 95L145 94L142 95ZM147 92L149 95L147 94ZM207 93H209V94H207ZM139 94L141 97L139 96ZM85 96H87L88 99L85 98ZM121 98L124 100H121ZM135 98H137V100ZM83 99H86V102ZM255 99H256V96H254L252 94L251 99H250V101L253 104L252 106H255L254 105ZM130 100H131V102H130ZM159 100L160 99H158V102L156 103L155 106L161 105V101H159ZM169 100H170V102H169ZM115 101L119 102L120 104L119 103L116 104ZM123 101L125 102L124 104L122 103ZM118 108L120 110V113H119ZM118 113L120 115L122 114L121 117ZM118 116L120 118V121H119ZM156 116H159V117H157V119H155ZM197 118L199 120H197ZM154 119L157 121H155ZM244 119H245L244 120L245 122L251 121V111L245 115ZM195 120H197V121H195ZM127 121H129V122H127ZM198 121L200 122V124L204 123L205 125H207V124L211 125V128H212L211 130L213 132L211 134L213 136V137L211 136V141L208 140V141H205L202 144H200V143H196V140H194L192 128L194 127L195 123ZM125 122H126V124H125ZM19 125L21 127H19ZM118 125L120 127H118ZM136 125L138 127L140 125L141 128L138 129V127ZM191 126H193V127L191 128ZM229 128H231V129H229ZM64 132L66 134L67 131H64ZM220 132H223V133H220ZM27 133H28V135H27ZM141 133H142V135H141ZM150 133H151L152 137L149 136ZM220 135H222V136H220ZM253 135H254V131H251L248 134L249 143H250L249 145H251L254 141ZM110 143L111 144L113 143L112 144L113 146ZM104 144H106V145H104ZM110 145L112 146V148L110 147V149H109ZM99 146H100L101 150L104 149L105 151L103 152V150H102L100 152ZM144 147H145V149H143ZM96 150L99 152H97ZM106 150H109L110 152L106 151ZM119 152H120V150H119ZM139 152H141V153H139ZM108 154H110V156ZM119 154L122 155L121 153H119ZM219 154H220V157H219ZM158 155H159V157H158ZM107 157L111 158L112 160L107 158ZM114 157H115V155H114ZM115 158L118 162H120V158H118V157H115ZM140 158H142V159H140ZM247 159H248V156H247ZM109 160H110V163H109ZM139 160L143 161L142 166H141L142 168L140 166H138ZM14 162L16 163V161H14ZM108 163L110 164V166L108 165ZM218 163H220V167L218 166ZM12 164H14V163H12ZM136 165H137V167H136ZM106 167L107 168L109 167V168L106 169ZM217 167H219V168H217ZM31 168L32 169L34 168L33 165L31 166ZM31 168L29 167V169L27 171L23 172V178H21V179H23L25 182L30 183V180H31L30 178L33 174ZM217 169L219 170V172H217L218 171ZM18 170H23V169H18ZM112 171L114 173H112ZM140 171H141V173H140ZM13 172H16V173H13ZM226 176H227V178H226ZM140 177H138V178H140ZM36 178H37V180H36ZM36 178H34V181L36 180V182H39L41 184L44 182V179H43L41 174L37 175ZM168 183H170V184H168ZM204 193H206V194H204ZM60 196L61 197L59 200V205L64 208L65 206L62 202H64V198H65L66 199L65 202L67 203L68 199L66 197H64L65 195L63 193ZM203 196H204V198H203ZM61 199H63V201ZM225 199L228 202L227 205L225 204L226 203L224 201ZM169 200H170V202H171V200H173L172 203L175 206L172 205L173 207L171 206L170 208L166 207V205H168V203H169ZM211 201H209V202H211ZM43 202H45V201L44 200H42V202L40 201L38 207L42 206L44 204ZM74 202H73L74 205L72 204V212H73V215H77V220L73 226L74 228L70 232L69 239L71 238L70 240L73 243L72 247H74L72 249L76 250V251H73V253L78 256V258H79L78 261H80V264H94L93 258L95 257L97 251H100V252H103L104 254H106V256H108V258H109L108 260L110 261L111 264H116V263L118 264L119 261L113 255V252L111 249L112 247L110 245L111 243L109 241L108 231L106 230L108 226L109 227L111 226V223L107 222V221L105 222L102 219L103 215L105 214L104 209L97 210V211L96 210L90 211L88 209L83 208L82 202H79V201H76L75 203ZM209 202L207 204H209ZM66 203H65V205H66ZM198 203H197V205H198ZM10 205L12 206V208L9 207ZM216 206H218L220 210L218 208H216ZM257 206L256 205L253 206L254 207L253 211L255 212V214H254V212L252 211L254 214V219H253V217H251L249 221H252V222H249V223L244 222L243 220L240 221L242 219L241 216H240L241 219H239L240 217L237 218V216H236V218H235L233 216L235 218V221H234L233 217H229V215L227 213H225V215H224V217L226 216L225 220H227V219L229 220V221L227 220L226 222H230V223L234 222V224L232 223V225L234 227V229L232 231L233 233L229 231V226H230L229 223H226L224 225V227H226L225 229H227V231L229 233L228 234L229 240L225 239V241H224L225 243L222 242V244L219 241H217L216 243H213L212 238L210 239V237H209L208 238L209 243H210V245L212 244V246L214 245V247L211 250H209L208 252H206L204 247L200 246L199 249L197 250V252L194 253L193 259L191 260V262L189 261V263L190 264H231L230 258L228 257L230 249H232L235 245L239 246L240 255H239V257H237V259H239L240 256H242V255H255L256 250H255V248H253L252 245H254L253 243H255L256 240H258V238H260V237H261L260 242L262 244V245H260V247H261L260 249H262V254L264 255V238H263V235L259 236V234H261L260 232H262L264 234V232H263L264 229L260 228V227H264V200L260 201L259 205H257ZM18 208H20L21 210ZM255 208H257L258 210L256 209L257 211H255ZM138 209H139L138 207L135 208V210H136V211L134 210L135 215H133V214L131 215L134 220L132 218H131L132 220L131 219L129 220L128 217H126L128 214L126 212H124L123 210L121 212L117 213V215L115 216V219H117L120 222L117 228L120 230H124V232H129L131 230L136 229L134 227H136V225L141 222V218H140L141 212H140V209L139 210ZM239 209H237L238 213L240 212ZM17 210H19V212L17 211L18 212L17 213L18 218H14V216H16L15 215L16 213H15L13 215V220L10 223V225L12 224V227H15L17 229L15 230V232H12L13 234H11V232H10V236L14 239L19 238V239L24 241L31 233L34 234L33 226H34V222H36V219H35L36 217L31 213L29 214L27 210L23 209L20 206L19 207L17 206ZM259 210L261 211V214H259L260 216L257 213V212H260ZM215 211H217V212H215ZM19 213L21 214L20 217H19ZM256 217H260V218L258 219ZM15 219H16V222H15ZM19 219H21V220H19ZM238 219H239V221H238ZM235 222L237 223L236 225H235ZM253 222H255V223H253ZM113 223H115V222H113ZM244 224H245L244 231H241L240 229H242V226ZM255 224H259V225H258V228L254 229V227H257V225L255 226ZM235 226H237L238 228H236ZM246 226H247V229H246ZM239 227H240V229H239ZM236 229H237V231L234 232V230H236ZM17 230H18V232H16ZM10 231H11V229H10ZM238 231H240V234L241 233L243 234V236L242 235L241 236L243 237L244 240H241V238L239 239L238 236H240V235H239ZM19 232H20V234L18 235ZM237 232H238V234H236ZM175 233L179 236L176 237ZM173 234L176 237L175 238L176 240L173 239L174 238ZM197 236L199 239L203 240L201 235L197 234ZM168 238L171 240H169ZM232 238L236 239V240L234 239L235 243L233 242ZM57 239H59V241H60L61 237L59 238V236H58ZM167 240H169V241H167ZM179 240H180V238H179ZM226 241H228V242L226 243ZM82 242L87 243L89 248L92 247V248H90V252L88 251L89 253L84 257H83V255L86 253H84L81 249ZM232 242H233V244H232ZM45 243L46 242L42 241V240H40V242L38 241V244H37L39 247L38 250H40L38 252H36V251L33 252L32 250L25 249V251L24 250L21 251L23 253H19L16 255L15 254H6L5 248L2 245H0V255H1L0 256V264H41L40 261H38V260H40V257H42L43 252L45 251V248H46ZM228 243H229V245L231 244V246H229ZM225 244H226V249H225ZM188 249H189V247H188ZM135 250H136V246L132 245L126 249L127 252L125 254L126 255L129 253L131 254ZM40 252H42V253H40ZM179 252H180V250H179ZM38 254H39V256H38ZM225 254L227 257L225 256ZM62 255L63 254L59 255V253L52 255L51 257L46 259V264L47 263L48 264H60L59 260H60ZM126 255H125V257H126ZM187 255H188V250L186 249V251H185V249H183V252L180 253V255H179V256H181V258L179 257V259H177V260H179V262H180V259H181L184 264H188L187 261L189 259H187V258L189 255L188 256ZM90 256H92V257H90ZM89 257L92 258V260H88ZM183 259H185V260H183ZM252 259L247 264H257V260L256 259L252 260ZM37 261H38V263H37ZM126 261H128V260H126ZM128 263H130V261L127 262V264Z\"/></svg>",
  "mask_w": 264,
  "mask_h": 264
}]
</instances>
